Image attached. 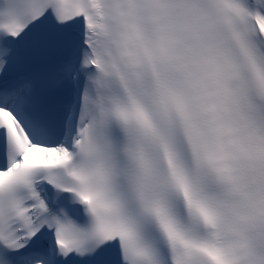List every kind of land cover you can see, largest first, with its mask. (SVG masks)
I'll use <instances>...</instances> for the list:
<instances>
[{
	"label": "snow or ice",
	"instance_id": "snow-or-ice-1",
	"mask_svg": "<svg viewBox=\"0 0 264 264\" xmlns=\"http://www.w3.org/2000/svg\"><path fill=\"white\" fill-rule=\"evenodd\" d=\"M0 264H264V0H0Z\"/></svg>",
	"mask_w": 264,
	"mask_h": 264
}]
</instances>
